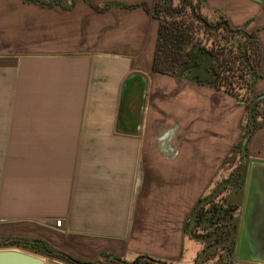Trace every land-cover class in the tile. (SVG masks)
Wrapping results in <instances>:
<instances>
[{
	"label": "crops",
	"instance_id": "1",
	"mask_svg": "<svg viewBox=\"0 0 264 264\" xmlns=\"http://www.w3.org/2000/svg\"><path fill=\"white\" fill-rule=\"evenodd\" d=\"M123 1L103 11L89 4L75 30L61 33L103 50L21 55L19 39L6 40L0 26V102L8 85L12 93L11 115L0 116V219L35 221L76 237L74 248L64 243L49 252L84 264H123L116 258L133 262L147 254L178 260L188 216L245 133L244 101L207 85L164 84L176 77L153 70L160 22L142 5L124 6L141 0ZM145 1L152 9L158 2ZM240 3L221 13L234 27L257 30L264 50V0ZM134 72L148 78L140 128V76L124 95ZM261 72L255 94L264 92V55ZM247 147L250 159H264V123ZM247 171L246 165L244 184L232 188L240 218Z\"/></svg>",
	"mask_w": 264,
	"mask_h": 264
},
{
	"label": "trees",
	"instance_id": "2",
	"mask_svg": "<svg viewBox=\"0 0 264 264\" xmlns=\"http://www.w3.org/2000/svg\"><path fill=\"white\" fill-rule=\"evenodd\" d=\"M29 1L48 3L45 2L46 0ZM87 1L99 11L112 5V3L99 5L91 0ZM205 1L158 0L153 9L146 2L124 6L142 5L146 10L152 11L153 16L160 22L153 60L155 72L226 91L246 103L245 118L247 117L248 121L245 125L243 144L240 149H237L238 143L231 151L246 159L248 147L244 139L249 141L253 133L264 123V99L258 100L256 96L250 98L254 92L256 80L262 76L263 46L257 30L250 31L246 27H234L228 18L217 10H214L211 18L204 15L202 8L206 7ZM224 23H227V26ZM217 25L219 27H216ZM245 166V164L238 165L234 171L233 188L244 184ZM229 183L228 179L221 181L212 193L198 200L186 220L185 234L198 239L205 245L199 255L201 260L207 261L217 256L212 249L214 245L223 243L227 252L225 255H227L219 256L215 264H222L221 261L224 258L225 264H252L237 261L234 258V245L238 231L234 213L237 212L238 207L232 208L227 204L226 196L217 201V197L223 193L224 189L232 188ZM22 243V238L14 237L0 244L23 247ZM210 252L213 253L211 256ZM65 255L75 263L84 264L69 254ZM103 256L111 257V254L105 252ZM112 258L115 257L112 256ZM144 259L160 264L163 262L142 256L137 264Z\"/></svg>",
	"mask_w": 264,
	"mask_h": 264
},
{
	"label": "rangeland",
	"instance_id": "3",
	"mask_svg": "<svg viewBox=\"0 0 264 264\" xmlns=\"http://www.w3.org/2000/svg\"><path fill=\"white\" fill-rule=\"evenodd\" d=\"M92 1L95 4L103 5L106 3H110L111 1V3H113L115 1L123 0ZM240 1L241 0H206V7L204 6L202 8V13L211 18L214 14L213 12H215L214 10H217L221 13L222 10L228 7L231 12H235V7L240 6L241 4ZM45 2L51 3L41 4L29 0H0V26H2L3 36L6 40L19 39V41L21 42V45L19 47L21 55H55L67 53H84L87 51L103 50L104 48H106V46L102 45H79L73 43V40L69 38L61 39V33L70 34V32H73L75 30L77 26L76 19L78 18L79 12L82 10L86 12L87 10L91 9V6L89 5V2L87 0H54V2L53 0H46ZM143 2L148 3L145 0ZM127 3L132 2L129 1ZM89 7L90 9H85ZM235 23L236 21L235 19H233V25ZM164 80H167V82H165L164 84L170 88H174L173 86L184 87L186 85L193 84L191 82H187L179 78H175L174 83L171 78H166ZM255 92L256 91L254 90L253 94L250 97L251 99L258 95V93L255 94ZM244 95L246 96V94ZM11 101V87L10 85H8L6 88L4 101L0 102V116L7 117L11 115ZM245 121H248L247 117L245 118ZM243 138L238 142L239 145L237 149L241 148V145L243 144ZM0 153H2V150H0ZM249 160L250 158L248 156L246 159H243V156H241L240 154L236 153L235 155L233 152H230V155L224 161L216 180L214 181L211 189L206 195L212 193L214 189L218 186V184L223 180L228 179L230 181V187L233 188L234 183L232 182H235L234 171L237 169L238 165L245 164L248 166ZM2 163L3 157L0 156V180L2 173ZM232 188L224 189L223 193L219 194V196L217 197V201L218 199L220 200L221 197L226 196V203L229 204L232 208H234L235 206L238 207V203L240 204V197L239 200L238 198H236L235 192ZM234 214L236 215H234V219L237 223V228H239V210H237V212L235 211ZM47 235L56 237L50 238ZM57 235V233L49 232L42 223H38L35 221H9L0 219V243L4 242L6 239L14 237H19L23 239V247L16 245L0 244V248L18 247L31 251L33 253H38L40 255H43L44 257L50 256L56 259H60L64 262H67L68 264H77L70 260V258H68L65 254H62L58 251L54 252L52 255L50 254L49 251L60 249V245L64 243L74 248L73 245L75 243L76 237L72 238L70 236ZM183 241V252L181 253L180 258L178 260L175 258L161 261L166 262L168 264H199V262L200 264H215L219 256L226 257L227 255H225V253H227L225 250V245H223V243H220L218 245H214L212 249L213 251H215V254H217V256L212 257L207 261L204 259L201 260L199 258V255L205 245L202 244V242H200L198 239L191 238L188 235L183 238ZM212 254V252L209 253L210 256ZM145 256H148V254ZM225 260V258L222 259L221 263L225 264ZM139 264L160 263L149 262L147 259L146 261L144 259V261L140 262Z\"/></svg>",
	"mask_w": 264,
	"mask_h": 264
},
{
	"label": "water",
	"instance_id": "4",
	"mask_svg": "<svg viewBox=\"0 0 264 264\" xmlns=\"http://www.w3.org/2000/svg\"><path fill=\"white\" fill-rule=\"evenodd\" d=\"M224 24L227 26V23ZM134 76H140L144 83L143 103L139 110L138 128H140L142 116L146 112L148 78L136 72L131 74L124 84V95L127 94L128 85ZM258 98H264V92ZM122 108L123 101L120 115ZM246 142L247 139H244V143ZM147 258L152 259L149 256ZM234 258L237 261L264 264V159L262 158H251L248 163L245 197L236 237ZM116 260L123 264H137V259L133 262H125L120 258H116ZM0 264H47V262L43 255L26 249L2 247L0 248ZM85 264L96 263L86 262ZM162 264L168 263L162 262Z\"/></svg>",
	"mask_w": 264,
	"mask_h": 264
},
{
	"label": "built area",
	"instance_id": "5",
	"mask_svg": "<svg viewBox=\"0 0 264 264\" xmlns=\"http://www.w3.org/2000/svg\"><path fill=\"white\" fill-rule=\"evenodd\" d=\"M58 225H61V223H62V220H57V222H56Z\"/></svg>",
	"mask_w": 264,
	"mask_h": 264
},
{
	"label": "flooded vegetation",
	"instance_id": "6",
	"mask_svg": "<svg viewBox=\"0 0 264 264\" xmlns=\"http://www.w3.org/2000/svg\"><path fill=\"white\" fill-rule=\"evenodd\" d=\"M262 93H263V92H262ZM262 93H260V94H262ZM260 94L256 95V98H257L258 100H261V99L258 98V96H259ZM262 99H264V98H262Z\"/></svg>",
	"mask_w": 264,
	"mask_h": 264
}]
</instances>
